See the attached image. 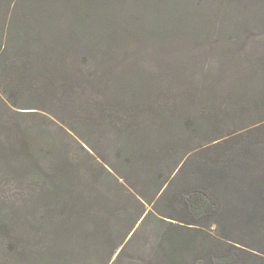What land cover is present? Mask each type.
Wrapping results in <instances>:
<instances>
[{"label": "trees", "instance_id": "obj_1", "mask_svg": "<svg viewBox=\"0 0 264 264\" xmlns=\"http://www.w3.org/2000/svg\"><path fill=\"white\" fill-rule=\"evenodd\" d=\"M148 1L137 2L147 10L168 0ZM171 2L181 18H158L157 14L123 22L56 19L47 13L56 4L54 0H0V97L15 107L53 114L91 150H95L91 137L96 134L99 143L115 151L120 166L106 164L126 182L137 177L162 179L166 184L177 168L195 165L199 187L172 195L167 201L170 219L160 218L166 227L154 245L168 264H264V173L249 179L247 191L253 199L245 208L234 207L225 191L233 182L235 168L253 166V149L264 144V119L241 129H230L227 122L238 121L254 105H261L260 96L244 97L237 103L234 97H223L222 88L207 85L211 84L208 81L202 84L185 72L162 76L164 70L159 73L155 69L156 75L153 67H141L134 59L133 53L143 49L139 45L133 48L132 42L176 38L183 22L190 20L182 19L187 16L184 0ZM125 34L129 36L126 41L121 36ZM69 43L84 46L81 61L76 63L66 52ZM254 73L235 77L234 86L244 90L243 96L248 94L246 82ZM181 76L189 81L188 87L180 86ZM50 103L58 105L54 108L60 113L63 107L69 108L75 119L58 117ZM259 129L260 134L256 132ZM14 132L22 144L19 132L15 128ZM202 134L205 141L201 137L198 142ZM37 138L23 128L27 151L32 145L36 150ZM11 144L1 141L6 148ZM50 152H55L54 146ZM75 165L60 158L37 161V167L29 163L34 177L25 183L28 193L23 215L11 208L0 218V235L5 254L9 253L0 264H9L8 260L13 264H87L78 261L79 247L82 251L103 247L109 250L111 260L125 243L132 229L125 231L111 215L106 216L108 211L94 193L84 194L86 173ZM71 189L81 205L74 203ZM41 198V205H35ZM50 224L58 229L49 237L51 253L43 255L41 251L48 247L31 241L38 233L35 230L44 225L50 228ZM136 236L134 232L125 245L132 244ZM96 238L98 245H94ZM47 255L51 262L44 260Z\"/></svg>", "mask_w": 264, "mask_h": 264}, {"label": "rangeland", "instance_id": "obj_2", "mask_svg": "<svg viewBox=\"0 0 264 264\" xmlns=\"http://www.w3.org/2000/svg\"><path fill=\"white\" fill-rule=\"evenodd\" d=\"M54 1L56 4L48 9L47 13L62 20L116 19L125 22L127 19H149L157 14L158 18L165 19H176L179 16L173 11L176 4L170 3L171 0H164L166 2L163 6L160 4L157 8L150 5L147 10L144 9L147 6L141 7L138 0ZM184 4L183 9L187 11V16L182 19L190 20L183 22L176 38H158L139 44L132 42L133 48L139 45L144 50L132 52L135 54L134 59L141 67H153L154 72L155 69L159 73L164 70L162 76L185 72L186 75L195 76L202 84L208 81L211 84L207 85L222 88V96L234 97L237 103L244 97L249 100L250 97L259 95L261 105H254L251 110L245 112L246 116L238 121L229 119L227 124L231 126L230 129H241L243 126L260 122L264 119V0H184ZM121 36L125 37V41L126 37L129 38L126 34ZM66 52L77 63L82 60L86 50L83 45L69 43ZM129 53L126 52L127 55H130ZM237 71L239 75L243 73L244 78L255 72L252 79L249 78L246 82L247 96H243V89L234 86L237 82ZM181 77L180 86L188 87L189 81L184 76ZM57 106L49 104L50 110L58 117L62 115V118L70 121L75 119L69 108L63 107L62 113L66 114L63 115L54 108ZM12 126L14 127L11 128ZM14 128L19 132L22 144L19 143ZM23 128L38 135V138L33 140L36 150L40 151H36L33 145L30 151L23 148ZM80 131L84 134L87 132L83 128H80ZM256 132L260 134L261 129ZM202 133L208 134L205 131ZM96 137V134L91 137L95 149L91 150L89 144L77 137L73 130L53 114L37 108L15 107L0 97V218L9 213L11 208L17 210L20 216L23 215V202L28 193L25 183L28 184L34 177L31 174L32 167H27L29 163L37 167V161L42 163L48 159L60 158L67 163L73 161L76 163L75 167L86 173L84 194L94 193L100 204L105 206L103 210L108 211L106 216L111 215L119 222L117 226L125 231L132 229L125 243L137 232L135 241L128 246L123 243L112 255L111 260L109 250H104L103 247L98 251L93 248L82 251L79 247L81 255L78 261L87 264H168L154 245L159 232L166 227L160 218L170 219L167 216L172 215V210L167 201L172 195L180 191L187 193L199 187L195 165L190 164L184 170L177 168L169 174L166 184H162V179L146 180L137 177L129 178L126 182L106 164L109 161L120 166L119 161H116L115 151L107 148L102 141L99 143ZM201 137L205 139L202 134L198 142ZM2 140L13 144L6 148L1 145ZM55 142L60 144L58 148L55 147ZM53 146L55 152L51 153L50 148ZM57 149L59 151H56ZM253 157V166L244 165L240 170V162L241 165L231 174V181L234 183L227 185L225 190L227 196L233 199V206L239 209L250 205L253 199L249 190L247 191L249 179L264 173V144L253 149L250 158ZM123 170L124 168L121 171ZM69 192L74 203L81 205L76 201V192L72 189ZM42 201L41 198L34 203L40 206ZM214 227L216 226L213 225L212 228ZM54 228L58 229L57 225L50 224V228L44 225V228L35 230L38 233L31 242L48 247L46 251H41L43 255L51 253L49 249L52 247V241L49 237ZM95 241L97 242L94 245H98L99 239L96 238ZM4 246L3 235H0V260L3 261L9 254H5ZM31 254L33 257L30 259L34 260V254ZM44 260L51 262V257L47 255ZM12 261L8 260L9 264H13Z\"/></svg>", "mask_w": 264, "mask_h": 264}]
</instances>
